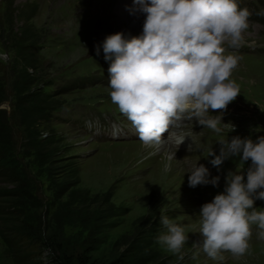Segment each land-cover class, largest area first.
I'll list each match as a JSON object with an SVG mask.
<instances>
[{
  "label": "rangeland",
  "instance_id": "374dc122",
  "mask_svg": "<svg viewBox=\"0 0 264 264\" xmlns=\"http://www.w3.org/2000/svg\"><path fill=\"white\" fill-rule=\"evenodd\" d=\"M119 1L0 0V128L3 127L0 152L3 165L14 170L16 178L30 179L32 194L44 204L37 208L24 200L20 203L21 209L34 224L41 222L45 213L49 219L67 200L66 195L56 197L58 184L78 181L73 188L88 190L90 195L111 189L113 202L129 207L117 225L106 230L109 234L100 246L101 251L124 250L128 246L126 242L118 247H112V242L130 234L133 221L152 205L158 210L159 218L163 214L184 226L189 237L182 249V260L155 242L160 258L171 257V264H264V239L259 238L256 225L252 226L249 250L239 259L228 252L221 253L223 260L211 259L202 249L192 247L194 242L202 240L199 234L202 206L224 191L230 170L238 168L241 173L245 172L246 180V170L251 166V160L243 162L240 157H231L218 169L210 163L214 158L209 157L210 151L213 149L219 155L220 139L230 141L239 136L255 140L264 135V20L256 16L264 9V0H237L242 8L251 12L244 40L235 49L239 62L231 76L239 85L240 95L226 110H209L214 116H222L224 124L220 134L204 128L195 119L182 121L181 132L192 136L190 144L194 148L199 146V150L193 152H189L188 147L180 150L163 147L162 141L158 145L144 144L141 140L97 142L81 130L86 122H97L101 118L119 122L117 116L122 114L109 95L110 62L105 59L103 42L108 35L117 32L125 36L142 34L145 15L131 11L121 16L116 8ZM10 2L16 8L15 17H11ZM25 28L33 35L30 51L36 60L35 66L29 68L37 79L32 90L40 88L51 95L53 102V108L45 110L48 114L36 125L39 138L53 137V143L47 145L54 152L52 162L44 160L43 154L35 149V140H29L21 120L23 111L28 110L34 100L28 98L19 106L20 97L12 88L15 75L24 66L22 52L15 42ZM224 47L227 50L229 46ZM233 52L229 50L225 54ZM169 157L175 158L169 161ZM169 162L170 170L165 171L164 166ZM199 165L209 169V179L220 177L218 187L212 184L189 186L190 171ZM15 184L0 178V190L4 193ZM0 201H6L5 194L0 196ZM79 205L74 208H81ZM95 207L94 204L87 210L92 212ZM255 207L264 211V200H256ZM1 226L0 221L3 228ZM63 229L66 252L79 250L94 235L93 226L84 225L78 218L67 222ZM164 231L162 226L160 234ZM48 253L43 250L33 256L42 264H51ZM0 259L16 264L2 234ZM157 260L156 256L155 263L148 262L156 264Z\"/></svg>",
  "mask_w": 264,
  "mask_h": 264
},
{
  "label": "clouds",
  "instance_id": "9594fccd",
  "mask_svg": "<svg viewBox=\"0 0 264 264\" xmlns=\"http://www.w3.org/2000/svg\"><path fill=\"white\" fill-rule=\"evenodd\" d=\"M134 12L145 15L140 35L123 32L108 35L103 42L108 72L109 95L135 127L139 139L160 143L171 126L184 119H195L204 128L220 134L222 116L209 110H226L240 95L239 85L231 78L239 57L226 53L239 48L249 27L251 12L237 0H134ZM264 16V9L256 13ZM97 55L100 47L97 46ZM184 140L179 141L181 145ZM210 163L219 169L225 160L240 157L251 166L245 172L229 171L224 191L205 203L199 214L201 241L192 247L202 249L211 259L223 260L228 252L239 259L247 254L252 226L264 239V211L255 207L264 200V135L253 140L239 136L218 140ZM199 150L189 144L188 151ZM175 157H169V161ZM170 162L164 170L169 171ZM189 186L218 187L220 177L209 179L204 165L190 171ZM166 230L157 243L183 259L182 249L189 237L185 227L161 214ZM195 259V256L193 257Z\"/></svg>",
  "mask_w": 264,
  "mask_h": 264
},
{
  "label": "trees",
  "instance_id": "16d2710c",
  "mask_svg": "<svg viewBox=\"0 0 264 264\" xmlns=\"http://www.w3.org/2000/svg\"><path fill=\"white\" fill-rule=\"evenodd\" d=\"M15 9L14 3L10 2L11 17H15ZM256 16L260 20H264L263 16L257 14ZM31 36L33 35L25 28L15 42L22 52L24 66L15 75L12 88L20 97L17 101L19 106H22V101L28 100V98L34 100L35 103L28 110L23 111L24 115L21 120L25 125L24 130L28 134L29 140L32 142L35 140V149L43 154L44 160L52 162L54 152L47 148V145L53 143V137L39 138L36 125H38L39 119L48 114V112L45 114V110L53 108V102L51 95L42 92L40 88L32 90L37 79L33 72L29 71V68L34 67L36 62L30 51L33 43ZM1 130L3 127L0 128ZM0 178L16 183L13 189L5 193L0 190V196L6 195V201H0V221L5 228H0V234L3 236L4 243L8 245L16 264H42L40 259H36L33 255L41 254L43 250L49 251L51 264H151L148 261L151 260L155 263L153 260L156 259V256L158 257L156 264H171V257L160 258L159 251L154 248L162 225L158 210L153 209L152 205L149 211L133 221L130 234H124L115 239L111 245L118 247L126 242L128 246L120 252L107 253L100 250L102 242L106 241L109 234L106 230L115 227L119 218L125 215L129 209V207L116 205L113 202V190L108 189L103 193L90 195L88 190L73 188L78 184V181H62L56 187V197L60 198L66 195L67 200L60 205V209H56L52 217L46 218L45 213L40 218L41 222L34 224L33 221L27 219L28 215H25L20 203L24 200L30 201V204L37 208L43 207L44 204L38 196L32 194L30 179L16 178L14 170L3 165L2 151L0 152ZM8 202L10 204L5 205ZM13 203L16 204L12 205ZM79 203L81 208H74ZM94 204L96 207L92 212H89L88 210ZM77 218L84 225L91 224L94 235L90 236V239H87L79 250L66 252L63 228L67 222H72ZM32 250L36 253H31ZM0 264L7 263L0 259Z\"/></svg>",
  "mask_w": 264,
  "mask_h": 264
},
{
  "label": "bare ground",
  "instance_id": "6f19581e",
  "mask_svg": "<svg viewBox=\"0 0 264 264\" xmlns=\"http://www.w3.org/2000/svg\"><path fill=\"white\" fill-rule=\"evenodd\" d=\"M161 141H162L161 144L160 143H151V144H157V145L160 144V145H163V147L168 146L163 140H161ZM144 144H146V143H144Z\"/></svg>",
  "mask_w": 264,
  "mask_h": 264
}]
</instances>
